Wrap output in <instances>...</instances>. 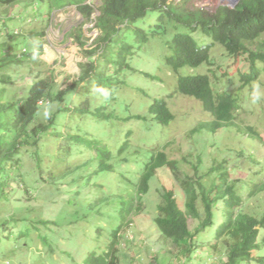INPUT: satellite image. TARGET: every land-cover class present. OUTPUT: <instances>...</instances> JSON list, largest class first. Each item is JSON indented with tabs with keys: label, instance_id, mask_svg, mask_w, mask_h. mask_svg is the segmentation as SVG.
<instances>
[{
	"label": "rangeland",
	"instance_id": "1",
	"mask_svg": "<svg viewBox=\"0 0 264 264\" xmlns=\"http://www.w3.org/2000/svg\"><path fill=\"white\" fill-rule=\"evenodd\" d=\"M165 1L187 12L202 9L209 14L234 6L230 0ZM82 4L92 7L90 18L77 3L49 11L38 0L0 2V54L12 53L21 59L9 67L13 82L6 85V101L27 98L36 76L43 78L49 71L57 88L66 90L74 85L62 104L41 102L43 108L35 123H46L48 113L60 107L63 110L55 128L43 133L36 148L41 152V171L36 170L37 162L29 153L23 156L25 172L35 170L32 176H25L33 197L27 201L29 206L3 208L6 213L11 210L17 221L0 229V264H83L90 252L106 250L120 223L121 210L131 202L134 208L127 218L129 225L119 233L118 264H222L227 249L222 243L212 247L216 241L213 229L199 234L206 243L187 259L155 225L160 189L174 190L185 208L182 188L169 168L158 169L150 190L141 198L138 194L136 198L135 186L145 163L159 151L179 161L188 174L200 159L202 175L218 161L227 160L239 184L263 169L264 141L248 132L253 127L264 140V64L257 63L262 70L260 79L244 84L239 74L250 70L246 56L234 58L216 44L210 64L175 72L166 61L175 31L149 35L147 40L137 32L138 28L151 33L158 17L154 11L130 28L120 25L107 47L112 53L106 59L101 56L106 44L97 26L102 0ZM202 37L207 44L212 42L208 36ZM259 40H264V33ZM90 62L95 64L92 74L80 81L83 65ZM225 70L230 75L220 83ZM190 73L209 74L238 98L236 125L224 126L216 133L204 127L194 131L213 118L201 101L179 92V76ZM4 84L0 82V87ZM156 99H166L174 113L169 124H162L151 111ZM241 193L250 209L263 208L264 192L249 197L243 187ZM23 195L29 197V193ZM197 224L190 216L191 230ZM27 226L30 229L23 234Z\"/></svg>",
	"mask_w": 264,
	"mask_h": 264
},
{
	"label": "trees",
	"instance_id": "2",
	"mask_svg": "<svg viewBox=\"0 0 264 264\" xmlns=\"http://www.w3.org/2000/svg\"><path fill=\"white\" fill-rule=\"evenodd\" d=\"M12 1L14 0H0L1 3ZM38 1L46 4L49 11L77 3L86 18H90L92 14V7L82 4L85 0ZM99 9L101 15L97 26L102 34L101 41L106 44L101 56L106 59L112 53L107 51V47L116 38L120 25L130 28L132 23L145 17L149 11H154L158 17L154 27L151 26V33L138 28L137 32L147 40L149 35H160L170 29L175 31L168 43L171 53L166 56L167 63L175 72L184 67L198 68L204 63L210 64L211 50L213 46L220 44L230 56H246L248 59L250 70L239 74L244 84L251 85L262 75L257 63L264 64V40H259L264 33V0H240L233 7H221L214 14L202 9L187 12L184 7L169 5L165 0H102ZM202 36H208L212 42L207 44ZM20 61L16 54H0V82L5 83L0 87V214L5 212L0 216V229L3 230L9 228L11 221H17L15 215L10 214L11 210L8 213L5 210L10 209L11 205L29 206L27 201L30 202L33 197L30 193L32 187L26 182L25 176H32L35 170L25 172L23 156L29 153L37 162L36 170L41 171V152L36 148L40 145L43 133L55 128L57 116L63 110L60 107L48 113L46 123H35L43 108L41 102L45 100L47 103L62 104L74 86L66 90L57 88L49 71L43 78L36 76L37 80L31 86L27 98L7 102L6 85L13 82L9 67L18 65ZM83 66L80 81L87 80L95 68L92 62ZM224 72L226 74L221 76L220 83L230 75L229 70ZM219 85L207 73L179 76V92L201 101L213 118L196 126L195 132L204 127L216 133L224 126L236 125L239 100ZM150 109L162 124H169L175 118L166 99H156ZM249 130L250 136L264 141L256 129L249 127ZM202 162L200 159L197 164L192 165L194 172L188 174L183 171L179 161L168 157L166 151L155 152L145 163L136 183V198L137 194L141 198L148 193L150 182L158 169L169 168L180 183L185 208L181 207L174 190L160 189L161 201L154 223L165 238L180 248L181 255L191 259L194 250L206 243L199 234L213 229L210 232L216 241L212 247L217 248L222 243L227 249V258L222 264H264V206L261 210L250 209L248 200L241 193L243 187L247 189L249 197L264 192V167L254 171L249 180H242V184H239V181L233 179L234 170L228 168L227 160L215 163L205 175L199 174ZM252 162L258 163L254 158ZM24 192L29 193V197L23 195ZM133 204L131 202L128 208L121 210L120 223L113 231V238L106 250L100 254L90 252L83 264H118L119 233L126 224L129 225L127 218L134 208ZM190 216L198 221L194 230L189 225ZM29 229L30 226H27V230L22 233L26 234Z\"/></svg>",
	"mask_w": 264,
	"mask_h": 264
},
{
	"label": "water",
	"instance_id": "3",
	"mask_svg": "<svg viewBox=\"0 0 264 264\" xmlns=\"http://www.w3.org/2000/svg\"><path fill=\"white\" fill-rule=\"evenodd\" d=\"M234 5H236L240 0H230Z\"/></svg>",
	"mask_w": 264,
	"mask_h": 264
}]
</instances>
